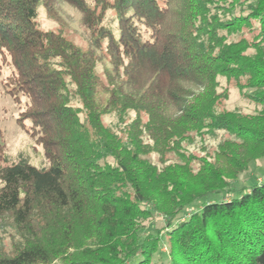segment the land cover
Here are the masks:
<instances>
[{"label": "trees", "instance_id": "obj_1", "mask_svg": "<svg viewBox=\"0 0 264 264\" xmlns=\"http://www.w3.org/2000/svg\"><path fill=\"white\" fill-rule=\"evenodd\" d=\"M61 1L84 45L39 26ZM0 52L42 149L0 142V264H164L162 240L169 264H264V180L224 198L264 157V0H0ZM230 88L259 108H225Z\"/></svg>", "mask_w": 264, "mask_h": 264}, {"label": "rangeland", "instance_id": "obj_2", "mask_svg": "<svg viewBox=\"0 0 264 264\" xmlns=\"http://www.w3.org/2000/svg\"><path fill=\"white\" fill-rule=\"evenodd\" d=\"M37 21L41 28L62 31L68 38L79 45H84L85 38L88 36L86 29L81 23L78 10L62 1L55 3L48 12L43 7H40ZM3 56L4 54L0 52V142L5 144L6 151L9 154L15 155L18 151H24L28 155L30 162L35 166H39L42 163V149L32 137L17 125L15 121L18 112L17 105L5 91L4 84L2 83L3 78L10 71V66L6 62V58L3 59ZM224 107L242 112H254L259 108L236 88H230L229 96L224 102ZM106 119L109 120L110 117ZM225 136H227L225 132L218 130L203 134L201 136L202 138L196 136L189 148L194 154L201 155L204 150H211ZM156 159L157 156H153V160L156 161ZM262 176H264V157L249 164L248 170L241 173L232 182V190H228L224 198L228 199L233 195H237L238 190L241 188L245 189L247 186L255 183L257 178L260 180L259 178ZM223 193L210 194L204 198V201L219 199V196ZM162 225V217L159 214H155L152 219L145 222L146 228L142 230V233L148 231L153 232L155 228L163 229ZM160 234L162 235L163 233ZM3 241L7 248L10 244L9 238L5 236ZM167 251L168 247L166 242L162 240L157 253L154 255V259L164 264H169L166 254Z\"/></svg>", "mask_w": 264, "mask_h": 264}, {"label": "built area", "instance_id": "obj_3", "mask_svg": "<svg viewBox=\"0 0 264 264\" xmlns=\"http://www.w3.org/2000/svg\"><path fill=\"white\" fill-rule=\"evenodd\" d=\"M260 180H258V178H257V181H262V180H264V176H262L261 178H259Z\"/></svg>", "mask_w": 264, "mask_h": 264}]
</instances>
